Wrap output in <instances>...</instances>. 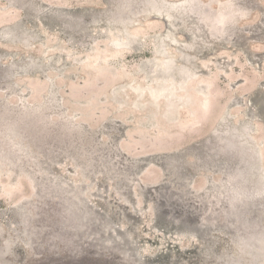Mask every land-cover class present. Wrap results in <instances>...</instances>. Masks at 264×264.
Listing matches in <instances>:
<instances>
[{
	"label": "rangeland",
	"instance_id": "rangeland-1",
	"mask_svg": "<svg viewBox=\"0 0 264 264\" xmlns=\"http://www.w3.org/2000/svg\"><path fill=\"white\" fill-rule=\"evenodd\" d=\"M258 92L264 0H0V264H264Z\"/></svg>",
	"mask_w": 264,
	"mask_h": 264
},
{
	"label": "trees",
	"instance_id": "trees-1",
	"mask_svg": "<svg viewBox=\"0 0 264 264\" xmlns=\"http://www.w3.org/2000/svg\"><path fill=\"white\" fill-rule=\"evenodd\" d=\"M54 106H55V108H56V106H57V103H56V102H54L53 106H51V109H52V110L50 111V113H53V111H54V110H53ZM13 153H14V152H13Z\"/></svg>",
	"mask_w": 264,
	"mask_h": 264
},
{
	"label": "bare ground",
	"instance_id": "bare-ground-1",
	"mask_svg": "<svg viewBox=\"0 0 264 264\" xmlns=\"http://www.w3.org/2000/svg\"><path fill=\"white\" fill-rule=\"evenodd\" d=\"M259 93V96L262 98V96L264 95V93L263 92H258ZM262 111H263V109H262Z\"/></svg>",
	"mask_w": 264,
	"mask_h": 264
}]
</instances>
